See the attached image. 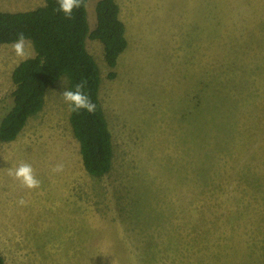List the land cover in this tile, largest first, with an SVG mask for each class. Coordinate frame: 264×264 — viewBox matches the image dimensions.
<instances>
[{
    "label": "rangeland",
    "instance_id": "rangeland-1",
    "mask_svg": "<svg viewBox=\"0 0 264 264\" xmlns=\"http://www.w3.org/2000/svg\"><path fill=\"white\" fill-rule=\"evenodd\" d=\"M97 1L86 2L90 31ZM114 1L127 40L116 66L100 42L85 41L99 70L110 169L85 172L61 77L16 138L0 142V258L264 264V0ZM42 5L0 0V11ZM11 45H0V121L23 61ZM21 163L39 189L8 175ZM59 163L63 172H53Z\"/></svg>",
    "mask_w": 264,
    "mask_h": 264
},
{
    "label": "trees",
    "instance_id": "trees-1",
    "mask_svg": "<svg viewBox=\"0 0 264 264\" xmlns=\"http://www.w3.org/2000/svg\"><path fill=\"white\" fill-rule=\"evenodd\" d=\"M86 2L66 18L59 12L57 0H43V5L23 12L0 11V45L12 44L19 33L31 42L34 56L21 61L12 71L14 85L12 106L0 121V142L13 141L28 118L38 114L47 88L66 76L68 89L86 81L85 90L96 111H70L69 122L85 172L93 178L106 174L111 166V137L97 93L99 70L88 54L86 39L103 45L104 59L114 68L127 47L125 26L119 19L114 0H99L95 5L96 25L90 31ZM108 77L112 79L114 73ZM0 264H4L0 258Z\"/></svg>",
    "mask_w": 264,
    "mask_h": 264
},
{
    "label": "clouds",
    "instance_id": "clouds-1",
    "mask_svg": "<svg viewBox=\"0 0 264 264\" xmlns=\"http://www.w3.org/2000/svg\"><path fill=\"white\" fill-rule=\"evenodd\" d=\"M58 11L62 12L66 18H71L74 10H77L84 6V0H57ZM12 51L21 60H26L32 56V44L23 33L17 35L16 40L11 45ZM86 81L77 83L73 89H66L63 91L62 96L64 102L69 105L70 111L80 112L81 110L88 113H94L96 111V104L92 102L87 95ZM64 170L62 163L57 164L53 168V172L61 173ZM9 176L18 180L21 185L29 190L39 189L41 181L37 179L33 167L28 163H21L15 169H9ZM20 206L26 207L28 201L21 198L18 201Z\"/></svg>",
    "mask_w": 264,
    "mask_h": 264
}]
</instances>
